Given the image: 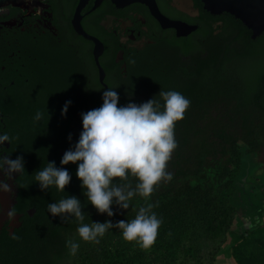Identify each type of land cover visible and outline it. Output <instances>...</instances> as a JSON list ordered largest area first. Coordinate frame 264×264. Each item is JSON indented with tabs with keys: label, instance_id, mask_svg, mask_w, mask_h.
<instances>
[{
	"label": "trees",
	"instance_id": "16d2710c",
	"mask_svg": "<svg viewBox=\"0 0 264 264\" xmlns=\"http://www.w3.org/2000/svg\"><path fill=\"white\" fill-rule=\"evenodd\" d=\"M223 20L219 35L201 25L188 37H173L169 45L142 53L135 85L120 93L118 107L160 99L159 91L169 90L184 95L190 106L175 125L178 146L167 167L172 180L161 182L147 201L134 196L127 210L114 202L112 217L88 202L76 176L79 162L61 165L58 152L60 147L74 150L82 114L102 106L104 90L92 86L86 102L69 104L63 116L61 101L26 107L28 118L12 123L11 137L18 138L12 143L23 157L40 208L34 226L0 239V264H59L70 255L75 264H213L229 235L234 239L226 248L236 264H245L247 255L254 264H264V242L254 243L264 235V224H259L264 211V31L251 39L240 20L230 14ZM37 111L44 116L34 122ZM52 136L60 138L53 141ZM52 161L71 176L64 191L55 186L41 191L35 181L36 172ZM259 167L261 177L254 173ZM129 181L135 187L136 179L130 176ZM68 196L81 201L88 224L130 222L140 207L152 203L162 221L156 242L144 250L136 241H125L115 227L98 244L81 240L75 218L64 223L48 212V204ZM239 212L252 226L244 230L240 222L233 233ZM69 242L79 244L75 255Z\"/></svg>",
	"mask_w": 264,
	"mask_h": 264
},
{
	"label": "flooded vegetation",
	"instance_id": "af4514ba",
	"mask_svg": "<svg viewBox=\"0 0 264 264\" xmlns=\"http://www.w3.org/2000/svg\"><path fill=\"white\" fill-rule=\"evenodd\" d=\"M79 1L35 0L25 7H0V134L11 137L12 123L28 118V106L59 101H71L72 106L85 103L92 86L105 91L98 80L94 44L72 24ZM144 1L86 0L79 10L82 29L102 43L98 63L103 81L118 95L135 85L143 52L179 38L174 28H162L155 7L170 20L196 25L193 32L208 25L214 35L222 33L223 19L228 17L225 12L210 14L201 0H151L153 9ZM59 138L52 136V140ZM66 151V147L58 149L62 156ZM4 155L19 156L12 140L0 146V156ZM26 177V169L10 180L0 172V180H6L12 190L11 194L0 191V239L36 223L40 204Z\"/></svg>",
	"mask_w": 264,
	"mask_h": 264
},
{
	"label": "clouds",
	"instance_id": "9594fccd",
	"mask_svg": "<svg viewBox=\"0 0 264 264\" xmlns=\"http://www.w3.org/2000/svg\"><path fill=\"white\" fill-rule=\"evenodd\" d=\"M134 63V61H131ZM116 88L103 91L102 106L82 114V132L73 149L66 151L60 161L61 165L76 164V176L81 187L86 190L88 202L98 213L114 215L111 207L115 202L120 209L127 210L130 201L136 195L145 201L151 197L161 182H170L172 173L167 171L168 162L177 148L175 139L176 122L184 118L190 101L175 90L159 91L142 104L128 103L119 106ZM161 100L163 104H161ZM71 101H66L61 110L63 116ZM48 119L50 114L47 113ZM44 113L37 111L34 122L43 119ZM12 139L7 133L0 134V146ZM68 139H71L69 135ZM0 172L12 179L13 174L25 172L22 156L10 159L8 155L0 156ZM137 181L135 187L129 177ZM71 176L67 169L57 168L55 162L38 170L35 181L41 191L55 186L64 191L70 183ZM119 180L121 183H114ZM0 191L11 194L12 190L6 180H0ZM155 205L146 203L139 208L130 222L121 220L113 225L110 221L84 223L85 213L82 203L75 196L63 198L48 204V212L59 216L64 223L75 218L79 224L78 235L85 242L99 243V238L113 227L122 230L125 241H136L144 250L156 242L162 221L153 211ZM16 238V237H14ZM72 255L79 244L69 242Z\"/></svg>",
	"mask_w": 264,
	"mask_h": 264
},
{
	"label": "water",
	"instance_id": "95a60500",
	"mask_svg": "<svg viewBox=\"0 0 264 264\" xmlns=\"http://www.w3.org/2000/svg\"><path fill=\"white\" fill-rule=\"evenodd\" d=\"M35 0H0V7L12 5L17 7H25L26 2H33ZM86 0H80L76 8L74 16L72 18V24L74 30L82 35L84 38L93 42L92 53L96 64L98 66V80L100 84L107 90V85L104 83V71L98 63V57L102 52V43L94 36L87 34L81 27L79 10ZM134 1V0H127ZM144 1V0H138ZM203 8L212 15H218L222 12L228 13L240 20L243 25L251 31L250 38L255 39L264 31V0H201ZM150 5H153L151 0L144 1ZM153 9V8H152ZM155 17L160 22L162 28H174L177 37H184L193 32L197 26L189 25L181 21H174L164 17L158 9L155 7L153 11ZM245 180V177L242 179ZM256 217V216H255ZM244 229H248L251 222L243 219Z\"/></svg>",
	"mask_w": 264,
	"mask_h": 264
},
{
	"label": "rangeland",
	"instance_id": "374dc122",
	"mask_svg": "<svg viewBox=\"0 0 264 264\" xmlns=\"http://www.w3.org/2000/svg\"><path fill=\"white\" fill-rule=\"evenodd\" d=\"M254 173L256 175H258V176L262 175L263 169L261 167H259L256 171H254ZM259 177H261V176H259ZM259 182L261 183L260 180H259ZM240 201L243 202L244 198L240 197ZM238 214L239 215H237V217L235 219L236 224H234V226L232 228L234 230L233 233H238V231L240 230L238 228L240 222L242 223V226L244 228V223H243V218L244 217H242V213L241 212H239ZM247 220H249L251 222V225L249 226V228H250L252 226V221L250 219H247ZM259 220H260L259 224H264V211L261 214V217H260ZM244 230H247V229H244ZM233 239H234V235H229L227 237V241L223 244V246L221 247L220 251L216 255L213 264H236V262L234 261V258L231 256V254L228 252V249L226 248V247H228L226 245L229 243V241H233ZM259 242H264V235L260 236L259 238H255L254 239V243H259ZM244 260H245V264H254V258L252 260L251 256L247 255L244 258ZM59 264H75V263H74L73 257H71V255H70L66 259L62 260Z\"/></svg>",
	"mask_w": 264,
	"mask_h": 264
}]
</instances>
